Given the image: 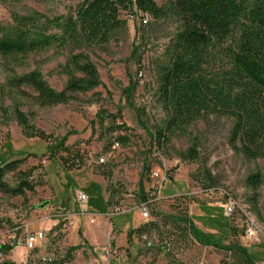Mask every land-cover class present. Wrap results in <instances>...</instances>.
Wrapping results in <instances>:
<instances>
[{"label": "rangeland", "instance_id": "rangeland-1", "mask_svg": "<svg viewBox=\"0 0 264 264\" xmlns=\"http://www.w3.org/2000/svg\"><path fill=\"white\" fill-rule=\"evenodd\" d=\"M79 1L0 0V25H11L14 15L36 14L47 19L66 15ZM153 1L157 6L166 2ZM140 16L127 19L122 12L126 27L117 40L104 48L84 50L101 85L90 92L74 94L65 105L37 108L33 93L26 87L23 90L28 96L16 94L10 98L5 93L6 75L0 61V164L29 155L16 172L6 173L3 180L13 187L20 178L17 171L30 170L27 179L34 186L33 191L21 196L0 191V235L8 243L12 237L21 238L24 231L45 232L44 239L32 251L15 247L7 254L15 264H249L236 251L198 244L179 221L184 218L192 220L200 231L214 235L223 246L245 248L255 257L252 264H264L262 246H250L215 200L218 191L228 192L264 226V158L247 159L231 148L233 118L217 109L216 101L184 132L172 134L163 146L150 141L154 129L167 117L158 100V71L168 61L165 52L180 24L172 18L152 20L148 16L146 24H142ZM71 52L67 47L53 46L30 55L25 65L15 70L26 72L38 66L45 82L59 90L66 80L60 67ZM232 72L224 53L215 52L208 57L205 73L212 86L224 89L225 78ZM129 79L135 84L131 102L144 110L141 124L121 95ZM229 83L233 86L232 77ZM234 89L233 93L249 97L240 109L256 107L257 98L251 92ZM233 93L231 96L235 97ZM14 103L28 124L51 134L55 141L69 133L66 150L58 148L51 158L46 145L53 139L45 142L24 138L13 120ZM239 108L232 104V110ZM98 110L104 111L102 118L94 117ZM108 114L115 116L108 118ZM107 123L124 126L109 133ZM117 135L124 136L126 143L117 142ZM114 142L117 147L112 150ZM192 144L195 157L186 160L182 155ZM109 152L104 164L93 163ZM142 163L148 167L145 173L141 172ZM153 172L162 174L164 181L156 188L155 197H150L147 189L156 187L158 182L152 177ZM256 172L261 173L263 184L253 191L246 178ZM106 174L108 180L104 178ZM141 174L144 197L150 200L147 220H142L138 211L137 182ZM92 181L105 188L106 208L116 207L122 211L120 214L103 215L96 192L99 188ZM78 192L88 196L81 205L74 200ZM66 221L71 227L63 232L61 226ZM143 225L144 233L139 234L136 229ZM129 231L133 232L128 240ZM146 242L151 246L146 247Z\"/></svg>", "mask_w": 264, "mask_h": 264}, {"label": "trees", "instance_id": "trees-1", "mask_svg": "<svg viewBox=\"0 0 264 264\" xmlns=\"http://www.w3.org/2000/svg\"><path fill=\"white\" fill-rule=\"evenodd\" d=\"M122 12L127 19L139 14L152 20L172 18L180 24L165 52L168 61L158 71V100L167 117L160 127L154 129L150 141L157 147L163 146L172 134L184 132L216 101L219 105L215 104V107L233 118L229 137L231 148L247 159L264 158V0H166L162 6H157L153 0H80L70 13L51 19L36 14L25 17L14 15L11 25H0V61L6 75L5 93L10 98L16 94L25 97L28 96L23 90L26 87L33 93L31 96L37 108H49L65 105L73 100L74 94H84L100 86L97 70L84 50L89 47L104 48L109 42L116 41L126 27L125 20L121 18ZM53 46L67 47L72 51L60 67V72L66 76L61 89L51 88L38 66L26 72H16L15 69L24 66L30 55ZM212 52L224 53L234 69L233 74L228 73L225 78L224 89L212 86L205 73ZM231 77L233 86L229 83ZM234 87L251 92L257 98L256 107L240 109L241 105L246 106L245 101L249 97L245 99V96L233 93ZM134 89L135 84L129 79L121 95L125 103L134 109L141 124L144 110L135 108L131 102ZM232 93L235 97L231 96ZM232 104L239 109L232 110ZM16 105L13 104V120L24 138L45 142L54 140L51 134L28 124L25 114ZM103 114V110H98L94 117L100 118ZM114 116L106 115L108 118ZM99 121L101 125L102 120ZM109 124V133L118 132L124 126L122 123ZM69 135L66 132L57 141L46 145L48 157L52 158L58 148L66 150L64 144ZM116 140L122 144L127 141L119 135ZM195 154L192 144L182 156L186 160L194 159ZM25 157L0 164V191L11 196L33 191L34 186L27 179L30 170L17 171L20 178L13 187L3 180L6 173L16 172ZM61 160L64 162L65 158L61 157ZM147 170V165L142 163L141 172ZM104 178L108 180V175ZM246 183L256 191L263 184V177L259 172L250 174ZM143 191L141 174L137 182L139 197L144 196ZM255 197L256 194L251 200L254 201ZM106 203L107 200L105 208ZM179 221L198 244L236 251L249 264L255 259L243 247L221 245L214 235L200 231L189 218ZM144 228L143 225L136 231L142 234ZM132 232L127 233L128 240ZM12 248V245H3L0 251L8 253Z\"/></svg>", "mask_w": 264, "mask_h": 264}, {"label": "built area", "instance_id": "built-area-1", "mask_svg": "<svg viewBox=\"0 0 264 264\" xmlns=\"http://www.w3.org/2000/svg\"><path fill=\"white\" fill-rule=\"evenodd\" d=\"M134 16L131 15L128 18L132 19ZM140 23L146 24L145 15L140 16ZM117 147V143H113L111 149L114 150ZM110 152L104 156H100L96 158L93 163L95 165H102L106 160V157L110 156ZM152 177L158 181L156 183V187L147 189V193L150 197H155L156 188L164 181V176L162 174H158L153 172ZM219 197L216 200L224 210V215L230 220H234V224L238 232L242 234V237L247 240V242L252 245H260L264 249V226L260 224L257 219L251 214L248 207L243 205V203L237 199L235 196L229 194L226 191H218ZM75 201L77 204L81 205L88 200V196L85 193L78 192L74 195ZM150 201V200H149ZM144 197V201H141L139 204V213L140 218L142 220L148 219V208L147 203L149 202ZM122 212V211H121ZM118 208L113 207L107 209L106 216L111 217L113 215H117L121 213ZM91 223V221H89ZM70 226V222L66 221L61 226V231H67ZM45 232L43 230H39L35 233L24 231L22 237H17L16 239L11 238V241L7 243V241H3L0 235V246L3 245H12L13 251L15 247H22L26 252L32 251L36 244L44 239ZM146 247L151 246L150 242H146ZM8 252V253H9ZM8 253H3L0 251V264H5L6 262H11L15 264L13 261L10 260ZM45 261V259H42ZM203 264V263H200Z\"/></svg>", "mask_w": 264, "mask_h": 264}, {"label": "crops", "instance_id": "crops-1", "mask_svg": "<svg viewBox=\"0 0 264 264\" xmlns=\"http://www.w3.org/2000/svg\"><path fill=\"white\" fill-rule=\"evenodd\" d=\"M93 183H94V185L96 186V187H98L99 189H97L98 191H96L97 193H98V196H99V200H100V205H101V207L103 208V209H105V212H104V216H106V211H107V209L105 208V188L104 187H102L100 184H99V182H97V181H92ZM87 195V194H86ZM74 200H75V198H74ZM139 200H140V202L141 201H144V196L143 197H139ZM147 201H149V200H147ZM96 203H98L99 204V202H96ZM69 227H71V224H70V226ZM69 229V228H68ZM67 229V230H68Z\"/></svg>", "mask_w": 264, "mask_h": 264}]
</instances>
